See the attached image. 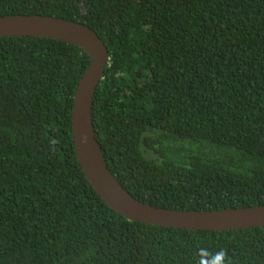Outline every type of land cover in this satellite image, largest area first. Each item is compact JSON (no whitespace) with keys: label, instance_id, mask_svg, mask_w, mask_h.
<instances>
[{"label":"trees","instance_id":"16d2710c","mask_svg":"<svg viewBox=\"0 0 264 264\" xmlns=\"http://www.w3.org/2000/svg\"><path fill=\"white\" fill-rule=\"evenodd\" d=\"M80 22L107 48L94 136L134 198L172 209L264 205V0H0V15ZM78 46L0 36V264H196L198 248L264 264V226L128 220L79 168Z\"/></svg>","mask_w":264,"mask_h":264},{"label":"water","instance_id":"95a60500","mask_svg":"<svg viewBox=\"0 0 264 264\" xmlns=\"http://www.w3.org/2000/svg\"><path fill=\"white\" fill-rule=\"evenodd\" d=\"M0 36H38L80 47L89 57L74 90L70 134L76 162L98 197L128 220L191 230H224L264 226V205L221 209H172L134 198L109 172L94 136L92 97L108 59L107 48L86 25L50 15H0ZM86 138V139H85Z\"/></svg>","mask_w":264,"mask_h":264},{"label":"clouds","instance_id":"9594fccd","mask_svg":"<svg viewBox=\"0 0 264 264\" xmlns=\"http://www.w3.org/2000/svg\"><path fill=\"white\" fill-rule=\"evenodd\" d=\"M196 257V264H231L226 249L211 252L208 248L200 247L196 252Z\"/></svg>","mask_w":264,"mask_h":264}]
</instances>
